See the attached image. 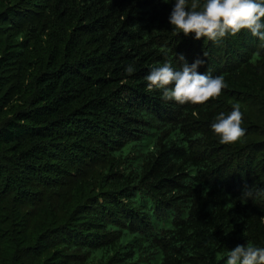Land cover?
Segmentation results:
<instances>
[{
    "label": "trees",
    "instance_id": "1",
    "mask_svg": "<svg viewBox=\"0 0 264 264\" xmlns=\"http://www.w3.org/2000/svg\"><path fill=\"white\" fill-rule=\"evenodd\" d=\"M175 3L0 0V264H226L264 248V41L185 36ZM198 58L220 97L146 91L151 68ZM235 105L246 133L222 144L211 125Z\"/></svg>",
    "mask_w": 264,
    "mask_h": 264
},
{
    "label": "clouds",
    "instance_id": "2",
    "mask_svg": "<svg viewBox=\"0 0 264 264\" xmlns=\"http://www.w3.org/2000/svg\"><path fill=\"white\" fill-rule=\"evenodd\" d=\"M198 7V0H192L190 8L188 0H176L169 16L174 30L185 36L194 33L197 40L206 38L219 44L228 35L236 36L246 29L264 41V0H206L202 11H197ZM179 59L183 60L184 57L180 56ZM204 63L199 58L191 65L185 62L180 71L174 70L170 62L161 67H153L145 77L146 91L151 93L160 90L162 100L175 101L180 105L205 104L216 99L228 85L221 76L199 73L198 68ZM134 71L133 65L125 68L129 75ZM193 116H197V113L193 112ZM242 124L243 114L239 105H235L230 114H219L211 127L220 137V143L235 144L246 133ZM261 194H264V190H261ZM242 196L249 199L253 197L247 185ZM226 264H264V248L250 244L238 245L231 250Z\"/></svg>",
    "mask_w": 264,
    "mask_h": 264
},
{
    "label": "rangeland",
    "instance_id": "3",
    "mask_svg": "<svg viewBox=\"0 0 264 264\" xmlns=\"http://www.w3.org/2000/svg\"><path fill=\"white\" fill-rule=\"evenodd\" d=\"M254 109V108H253ZM255 111L264 117V104L258 107H255ZM255 114V113H254ZM152 264H161V256H157L156 259L153 261Z\"/></svg>",
    "mask_w": 264,
    "mask_h": 264
}]
</instances>
